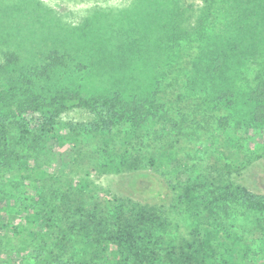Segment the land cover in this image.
Returning <instances> with one entry per match:
<instances>
[{
	"label": "trees",
	"instance_id": "1",
	"mask_svg": "<svg viewBox=\"0 0 264 264\" xmlns=\"http://www.w3.org/2000/svg\"><path fill=\"white\" fill-rule=\"evenodd\" d=\"M146 1L136 0L128 13L144 10ZM200 1L202 7L196 8L177 0L169 10L168 22L153 12L158 37L180 40L190 34L203 36L221 49L222 38L206 35L205 30L219 0ZM232 5L228 26L237 33L226 42L244 38L259 46V40L264 41V0H233ZM101 22L89 20L90 33L72 35L73 44L85 50L98 45L101 51H108V39L96 33L102 29L98 27ZM149 31L154 32L149 26L142 29V37ZM124 43L139 51L145 44L157 54V41L129 39ZM64 44V52L51 49L42 53V64L24 69L18 54L6 52L5 65L0 67V264H264V170H247V188L237 185L225 190L217 189V179L201 177L194 182L187 173L182 193L174 179L164 181L155 174L183 175L176 164V142L170 146L164 143L165 137L158 138L163 133H181L179 121L159 101L158 91L147 95L132 87L126 92L120 89L91 96L56 90L50 97L39 91V80L66 68L68 60L75 62ZM226 59L223 53L213 57L207 71L197 63L188 88L202 93L214 109L230 110L217 120L211 143L204 148L207 155L221 156L225 161L222 167L232 171L235 163L247 168L248 158L264 155V142L258 153L248 141L251 132L264 136V78L256 85L242 86L237 74L221 71ZM131 65L137 69V63ZM228 69L235 71L230 65ZM245 94L253 98L249 114L240 108L246 105ZM73 111L87 114L89 125L67 120ZM114 132L125 136L127 148L105 165L123 174L122 190L128 196L117 198L114 207H106L100 200L90 204L98 198L93 196L96 190L89 179L79 177L67 187L53 167L47 169L35 157L42 155L44 148L48 155L75 157L82 154L85 141L97 136L108 147L114 138L108 136ZM147 148L154 154L144 161ZM242 152L243 158L231 157ZM177 200L178 204L193 203L201 217L193 230L196 236L181 241L170 228L175 222L163 210L168 206L176 209ZM205 240L210 245L199 252ZM198 255H204L201 262Z\"/></svg>",
	"mask_w": 264,
	"mask_h": 264
},
{
	"label": "rangeland",
	"instance_id": "2",
	"mask_svg": "<svg viewBox=\"0 0 264 264\" xmlns=\"http://www.w3.org/2000/svg\"><path fill=\"white\" fill-rule=\"evenodd\" d=\"M176 1L147 0V7L144 10L130 14L128 11L136 4V0H0V67L5 65L6 52L18 54L20 68L24 69L42 64L44 60L42 53L51 49L58 48L64 52L66 48L64 43H66L75 62L68 60L66 68H60L50 78L38 81L39 91L44 97H50L56 90L81 92L91 96H105L120 89L126 92L132 87L137 89L138 93L147 95L158 91L159 101L165 103L171 115L181 125L180 134L163 133L158 138L165 137L164 143L170 146L172 142H176L174 146L176 164L182 171L180 174L183 175L167 177L159 172L155 174L164 181L174 179L178 190L182 193L184 191L181 185L186 181L184 175L187 173L192 174L194 182L201 177L217 179L220 183L218 190L219 187L225 190L228 186L235 188L237 185L247 188V170L253 169V172L264 170V155L261 158L257 155L248 158L252 161L246 160L249 162L247 168H242L240 162L235 163L232 171L222 167L225 161L218 154L215 157L207 155L204 146L211 143L217 120L229 115L230 110L214 109L213 105L205 101L202 93L192 91L188 85L190 79L197 73V63L207 71L209 66L207 63L220 53H223L224 57L226 54L228 56L222 65L223 73L227 70L228 73L237 74L242 86L256 85L264 78V41L259 40V46L252 44L251 39L247 41L244 38H240L237 43L226 42L227 38L235 35L233 33H237L228 26L229 14L233 12L234 7L233 0L218 1L205 29L206 35L208 32L222 38L221 49L210 44L204 39L205 37H196L192 34L181 37L180 40L160 39L157 35L159 29L153 24L156 23L153 12L159 13L168 22L171 19L169 10L175 8ZM183 2L186 7L189 5L202 7L200 0H183ZM95 18L102 20L98 26L102 29L100 33H96L109 41L106 52L101 51L98 45H93V49L85 50L73 44L71 39L72 35L79 37L83 36L84 32L90 33L91 27L88 21H94ZM147 26L154 32L149 31L145 37H142L141 30ZM66 34L67 36L63 38ZM261 37L264 39V30ZM129 39L141 43L147 39L151 43L157 41V54L154 55L151 48L145 44L140 51L138 47L129 48L128 45H124V41ZM154 60H157L154 64H148ZM201 60L202 62H199ZM132 62L137 63V69L131 65ZM228 65L233 66L235 71L228 69ZM132 78H134L133 82ZM252 99L250 94H245L246 105L240 107L243 114L250 113ZM65 118L86 126L91 120L87 114L80 111L70 112ZM115 132L108 136L109 139L114 137L109 141L108 147L97 136L85 141L82 154L75 157L72 154H65L62 157L50 153L48 155V148H44L40 156L35 154V157L46 168L53 167L67 187H72L79 177L89 179L96 190L93 196L98 198L90 204L93 205L95 201L100 200L106 207H114L117 198L128 197L122 190L123 174L105 165L109 163L110 158L118 157L117 154H121L127 148L125 136ZM249 138L250 148L257 149L258 151L255 152L260 153L264 136L251 132ZM199 149L202 151L201 154ZM151 151V148L145 149L142 160L151 157L154 150ZM243 156L242 152L231 157L243 158ZM29 191L35 190L30 188ZM174 205L176 209H171L169 206L163 209L175 222L170 228L174 229L180 241L184 237L187 239L195 237V228L201 222L196 207L188 202L178 204V200ZM209 245L208 240L203 241L198 248L199 252H205ZM253 246L256 247V244ZM207 254H210V250ZM204 255H198L200 262Z\"/></svg>",
	"mask_w": 264,
	"mask_h": 264
}]
</instances>
